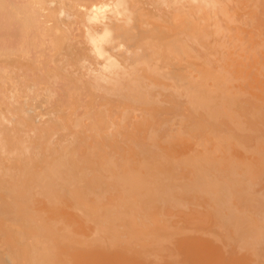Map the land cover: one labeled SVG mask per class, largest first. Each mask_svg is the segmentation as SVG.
Instances as JSON below:
<instances>
[{"label": "bare ground", "instance_id": "obj_1", "mask_svg": "<svg viewBox=\"0 0 264 264\" xmlns=\"http://www.w3.org/2000/svg\"><path fill=\"white\" fill-rule=\"evenodd\" d=\"M0 264H264V0H0Z\"/></svg>", "mask_w": 264, "mask_h": 264}]
</instances>
